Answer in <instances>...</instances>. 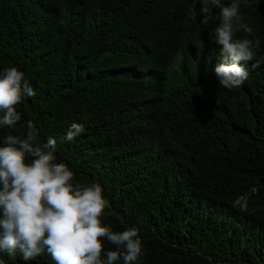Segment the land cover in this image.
Listing matches in <instances>:
<instances>
[{
	"label": "trees",
	"instance_id": "16d2710c",
	"mask_svg": "<svg viewBox=\"0 0 264 264\" xmlns=\"http://www.w3.org/2000/svg\"><path fill=\"white\" fill-rule=\"evenodd\" d=\"M240 12L253 35L235 38L253 40L254 58L229 90L214 74L227 61L209 36L211 3L0 0V73L18 68L36 92L0 145L28 120L40 143L56 137L74 182L102 186L103 223L138 229L137 264H264V0H241ZM74 122L84 131L59 143Z\"/></svg>",
	"mask_w": 264,
	"mask_h": 264
},
{
	"label": "clouds",
	"instance_id": "9594fccd",
	"mask_svg": "<svg viewBox=\"0 0 264 264\" xmlns=\"http://www.w3.org/2000/svg\"><path fill=\"white\" fill-rule=\"evenodd\" d=\"M201 3L219 9V23L209 33L211 41L222 46L227 61L214 68L219 86L239 88L249 76L244 64L254 58L253 40L235 38L239 31L253 35V29L243 22L241 0ZM201 11L206 14L208 8ZM202 23H208L206 15ZM35 95L22 71L5 68L0 73V129H15L22 118L16 106ZM26 128L23 136L6 134L0 145V257L15 259L19 252L23 260L30 261L46 253L55 264H116L121 258L123 264H137L143 254L138 229L113 231L104 224L110 203L102 186L74 182V170L57 162L58 139L50 136L40 143L33 121H26ZM83 131L74 122L59 143L71 142ZM105 241L115 250L106 251ZM0 264H6L3 258Z\"/></svg>",
	"mask_w": 264,
	"mask_h": 264
}]
</instances>
